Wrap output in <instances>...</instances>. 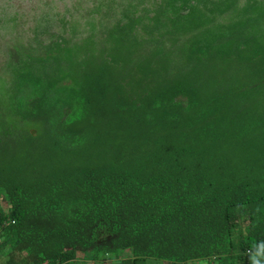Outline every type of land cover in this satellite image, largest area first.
<instances>
[{
  "label": "trees",
  "instance_id": "16d2710c",
  "mask_svg": "<svg viewBox=\"0 0 264 264\" xmlns=\"http://www.w3.org/2000/svg\"><path fill=\"white\" fill-rule=\"evenodd\" d=\"M0 191L3 264H251L264 0H0Z\"/></svg>",
  "mask_w": 264,
  "mask_h": 264
},
{
  "label": "clouds",
  "instance_id": "9594fccd",
  "mask_svg": "<svg viewBox=\"0 0 264 264\" xmlns=\"http://www.w3.org/2000/svg\"><path fill=\"white\" fill-rule=\"evenodd\" d=\"M12 220L5 219L0 223V229L2 225L10 224ZM245 235V234H243ZM1 239V234H0ZM77 254L84 255V257H78ZM248 254L247 252L245 253ZM146 256H141V258H145ZM138 257L134 255L133 250L127 247L119 248L115 252H107L97 257H93L92 254L88 252H79L75 253L72 260L65 263H56V264H76L78 261H81L82 264H132ZM8 257L5 252L0 255V264H3L7 261ZM210 260L209 264H221L218 262L217 256L210 255L208 258ZM249 259L251 264H264V242H260L255 246V251L253 253H249ZM152 261L151 258H146L145 263H150ZM208 263V262H207ZM162 264V262H159ZM170 264V263H168Z\"/></svg>",
  "mask_w": 264,
  "mask_h": 264
},
{
  "label": "rangeland",
  "instance_id": "374dc122",
  "mask_svg": "<svg viewBox=\"0 0 264 264\" xmlns=\"http://www.w3.org/2000/svg\"><path fill=\"white\" fill-rule=\"evenodd\" d=\"M65 0H56L58 4L62 3ZM72 1V0H71ZM1 192V191H0ZM78 257H84V255L77 254ZM73 264V263H72ZM76 264H82L81 261H78Z\"/></svg>",
  "mask_w": 264,
  "mask_h": 264
}]
</instances>
